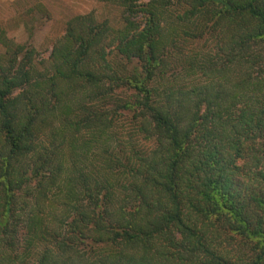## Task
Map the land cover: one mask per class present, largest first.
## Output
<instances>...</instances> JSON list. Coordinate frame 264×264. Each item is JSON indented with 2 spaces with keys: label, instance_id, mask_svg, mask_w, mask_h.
<instances>
[{
  "label": "trees",
  "instance_id": "trees-1",
  "mask_svg": "<svg viewBox=\"0 0 264 264\" xmlns=\"http://www.w3.org/2000/svg\"><path fill=\"white\" fill-rule=\"evenodd\" d=\"M98 1L0 27V264H264V0Z\"/></svg>",
  "mask_w": 264,
  "mask_h": 264
},
{
  "label": "rangeland",
  "instance_id": "rangeland-1",
  "mask_svg": "<svg viewBox=\"0 0 264 264\" xmlns=\"http://www.w3.org/2000/svg\"><path fill=\"white\" fill-rule=\"evenodd\" d=\"M87 13H93L98 20H108L114 27L120 24L119 10L98 0H0V27L9 40L31 44L37 51L38 63L48 58L66 22Z\"/></svg>",
  "mask_w": 264,
  "mask_h": 264
}]
</instances>
